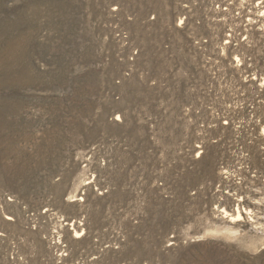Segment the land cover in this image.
<instances>
[{
  "label": "rangeland",
  "instance_id": "1",
  "mask_svg": "<svg viewBox=\"0 0 264 264\" xmlns=\"http://www.w3.org/2000/svg\"><path fill=\"white\" fill-rule=\"evenodd\" d=\"M0 264H264V0H0Z\"/></svg>",
  "mask_w": 264,
  "mask_h": 264
}]
</instances>
